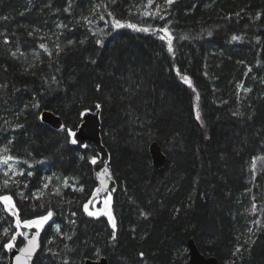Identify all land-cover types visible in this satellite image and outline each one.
<instances>
[{
	"label": "trees",
	"instance_id": "1",
	"mask_svg": "<svg viewBox=\"0 0 264 264\" xmlns=\"http://www.w3.org/2000/svg\"><path fill=\"white\" fill-rule=\"evenodd\" d=\"M140 1L0 0V149L23 171L0 173V195L21 221L53 213L34 264H188L192 237L223 264H264V0ZM97 104L115 229L84 210L97 150L41 117L76 132ZM16 219L0 201V264Z\"/></svg>",
	"mask_w": 264,
	"mask_h": 264
},
{
	"label": "water",
	"instance_id": "2",
	"mask_svg": "<svg viewBox=\"0 0 264 264\" xmlns=\"http://www.w3.org/2000/svg\"><path fill=\"white\" fill-rule=\"evenodd\" d=\"M42 120L48 123L54 128L60 129L63 126V119L51 110H44L42 112ZM102 118L101 108L96 110H88L83 115V121L79 129L74 132L77 143L85 146L87 143L92 142L94 148L97 150L100 158L93 164L94 175L98 182L97 188L99 192L95 190L92 196V202L97 201L100 198H107L111 195L112 191L117 189V181L113 175L111 165L109 164L110 154L108 149L103 144L102 136ZM150 152L153 157V162L156 168L163 170L167 164L168 156L164 152L162 146L158 141H154L150 145ZM102 162V163H101ZM104 169H107L105 172ZM96 188V189H97ZM21 232L24 234V244L21 247L14 246L11 250L8 249L9 259L5 264H16L15 257L21 255L19 249L28 244L29 240L35 239L38 248L30 260H27L26 255H22V260H27V264H34V261L41 249V233L36 227H21ZM38 233V235H36ZM188 248L190 253V259L188 264H223L216 256H206L199 249L195 238L192 237L188 241ZM85 264H109L107 258L101 260L87 259Z\"/></svg>",
	"mask_w": 264,
	"mask_h": 264
},
{
	"label": "snow or ice",
	"instance_id": "3",
	"mask_svg": "<svg viewBox=\"0 0 264 264\" xmlns=\"http://www.w3.org/2000/svg\"><path fill=\"white\" fill-rule=\"evenodd\" d=\"M172 2H173V0H167L168 4H171ZM149 3H151V0H149ZM147 14L148 13H146V15ZM109 15H111V13H109ZM161 18H163V17H161ZM101 19H103V17H101ZM114 26L115 27H123L124 25L119 20H114ZM127 27L132 28V29H136V30H139V31H144V32L149 31L148 28H138V26L136 24H131V23H129L127 25ZM159 31H161L163 33H168V29L167 28L159 29ZM168 37H169L168 38V48H169V51H171L172 50V48H171L172 38H171V34L170 33L168 34ZM163 38L164 37L161 36V39H163ZM232 39L236 40V39H239V37L233 36ZM98 42L102 43V41H98ZM41 47H43V45H41ZM184 79H185V81L187 83L191 84V81L187 77H185ZM97 87H99V85ZM197 99H199V95H197ZM99 107H100V105L97 104L96 108H99ZM199 118H200L199 114H197V119H199ZM61 130L67 132L68 137L70 139V142L72 144H76L77 143V140L75 138H73V137H75V133L72 131V129H70V128L69 129H65V128L61 127ZM11 159H13L11 156L7 157V160H11ZM7 160H5V163H7ZM91 162L93 164H95L96 163V159L93 158ZM104 171L106 172L107 169H104ZM5 175H7L6 172H5ZM4 183H5V185H7L8 181L6 180ZM45 187H47V185H45ZM96 191L99 192L100 189L97 188ZM0 201H3L5 205H8V204L12 203V196L11 195H0ZM14 208H15V205L13 203L12 204V208H9L8 210L10 212H12L13 215H18V211L19 210L17 209L15 211H13ZM84 210L88 211L87 204L84 205ZM74 214L75 213H73V215ZM88 215L92 216V215H95V214L92 213V212H88ZM52 216H53V213L51 211H48L47 214L42 216V217H40V219L38 221L37 220H32V219L24 220L23 221V225H24V227H32L33 225H35L37 228H39V227L42 226V224L44 222H47ZM20 225H21V221L19 219H17L16 220V227L19 228ZM112 227H113V229L116 228V222H115L114 219L112 220ZM56 230L59 231V226L58 225H57V229ZM17 235L24 236L23 233H17V234L12 235L10 240H9V242L4 243L3 247L6 248V249L11 250L15 246L14 242L16 241V236ZM36 235H38V233ZM24 238L26 239V237H24ZM113 239H115V235H113ZM21 242H23V241H21ZM37 248H38V244H36L35 239L33 238L32 240H29L27 245H25L24 247L19 249L21 255H18V256L15 257L16 264H27V260H30L32 258V256L36 252ZM22 255H26L27 256V260H22L21 259ZM141 256H143V253H141ZM65 264H67V261H65Z\"/></svg>",
	"mask_w": 264,
	"mask_h": 264
},
{
	"label": "rangeland",
	"instance_id": "4",
	"mask_svg": "<svg viewBox=\"0 0 264 264\" xmlns=\"http://www.w3.org/2000/svg\"><path fill=\"white\" fill-rule=\"evenodd\" d=\"M145 0H141L140 1V4H139V8L140 9H142V7H143V2H144ZM160 7V6H159ZM162 28H167L168 29V33H163V32H161V31H159V29H162ZM156 33L158 34V36L161 38V36H163L164 38H163V40L166 42V44H167V46H168V34L170 33L171 34V38H172V44H171V48L173 49L174 48V35H173V33H172V31L168 28V27H166V26H162V27H160V28H157L156 30ZM185 77H187L190 81H191V84H189V83H187L186 81H185ZM183 82L192 90V91H194V92H196L197 91V83H196V81L194 80V78H192L191 76H189V75H184L183 76ZM7 155L5 154V150L4 149H0V173H2L4 176H6V178H8V175H11V172L13 171L14 172V175H17V174H19V173H22L23 171L22 170H19V169H17L16 168V165H15V162L14 161H12V160H7ZM5 160H7V163H5ZM5 172L7 173V175H5ZM52 180V175H50V176H48V179H47V181H48V183L50 182ZM66 181V180H65ZM67 182V181H66ZM3 202V201H2ZM14 203V205H15V202H14V200L12 199V203H10V204H8V205H5L4 204V202H3V204H4V206H5V208H6V210L8 211V212H10L8 209L9 208H12V204ZM112 204H113V196L112 195H110L109 197H107V198H100V199H98L97 201H95V202H89L88 204H87V206H88V211H86L87 212V214H88V212H92V213H94L95 215H92L93 217H100V216H106V217H108L110 220H111V222H112V220H113V217H112V215H113V212H112ZM15 210H17V208H16V205H15V208L13 209V211H15ZM10 213H12V212H10ZM16 217H17V219H19V217H18V215H16ZM111 217V218H110ZM16 219V220H17ZM40 218H36V219H33V220H39ZM20 220V219H19ZM52 220V217L47 221V222H44L43 224H42V226L41 227H39L38 229L39 230H43L44 229V227L47 225V224H49L50 223V221ZM21 221V220H20ZM24 225H23V221H21V225H20V227L18 228V231H19V233H21V227H23ZM32 227H36L35 225H33ZM37 228V227H36Z\"/></svg>",
	"mask_w": 264,
	"mask_h": 264
},
{
	"label": "bare ground",
	"instance_id": "5",
	"mask_svg": "<svg viewBox=\"0 0 264 264\" xmlns=\"http://www.w3.org/2000/svg\"><path fill=\"white\" fill-rule=\"evenodd\" d=\"M183 81V80H182ZM41 117H42V115H41ZM92 145H93V143L92 142H90ZM94 146V145H93ZM151 156H152V154H151ZM152 161H153V157H152ZM153 164H154V162H153ZM155 166V165H154ZM94 169V168H93ZM94 177H95V175H94ZM95 180H96V178H95ZM97 181V180H96ZM97 184H98V182H97ZM189 249V248H188ZM102 258H104V256H102V257H100L99 259H93V260H101ZM105 258H107V257H105ZM190 259V258H189Z\"/></svg>",
	"mask_w": 264,
	"mask_h": 264
},
{
	"label": "flooded vegetation",
	"instance_id": "6",
	"mask_svg": "<svg viewBox=\"0 0 264 264\" xmlns=\"http://www.w3.org/2000/svg\"><path fill=\"white\" fill-rule=\"evenodd\" d=\"M92 202V201H91Z\"/></svg>",
	"mask_w": 264,
	"mask_h": 264
}]
</instances>
